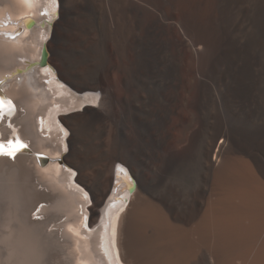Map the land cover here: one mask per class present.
<instances>
[{
    "label": "bare ground",
    "instance_id": "bare-ground-1",
    "mask_svg": "<svg viewBox=\"0 0 264 264\" xmlns=\"http://www.w3.org/2000/svg\"><path fill=\"white\" fill-rule=\"evenodd\" d=\"M122 1L130 24L174 50L162 78L138 70L126 45L107 54L104 39H85L73 0H0L12 121L52 156L61 120L63 158L78 171L33 152L0 158V264H264V0H181L187 42L165 29L173 0ZM58 4L51 32L41 11L54 16ZM184 45L201 46L202 72L183 71ZM44 48L76 93L44 81ZM54 103L62 109L47 112ZM46 112L48 137L37 123ZM121 191L126 199L108 205Z\"/></svg>",
    "mask_w": 264,
    "mask_h": 264
},
{
    "label": "rangeland",
    "instance_id": "rangeland-1",
    "mask_svg": "<svg viewBox=\"0 0 264 264\" xmlns=\"http://www.w3.org/2000/svg\"><path fill=\"white\" fill-rule=\"evenodd\" d=\"M73 2L78 13L77 22L79 24H84V26L88 30V37L85 39H104L105 52L107 54L112 53L119 43L121 45H126L132 51H135L137 54L141 55H138V70L149 73L157 79L162 78L172 68L170 64L172 62V55L174 53L172 47L170 45H168V47L162 45L156 33L154 31L152 32L146 30L143 24H141L140 26H133L132 24H130V15L128 14V12H126L124 8L127 5L124 3V1L73 0ZM180 2L181 0H173V5H171V8L173 10V18L168 19L165 22V29L170 39H183L184 42H187L184 31L186 30V28H188L189 20L182 7H180ZM55 13V20L52 21L50 25L46 22L47 28L51 32L60 17V7L58 9V12ZM49 39L50 34L48 39L46 40L48 41ZM198 49L188 45H184L182 49V57L184 59L182 69L184 72H188V74L190 75H196L202 72L205 68V60H203V53L201 52L203 50L200 45H198ZM200 53L202 54L200 55ZM198 56H201V58L198 59ZM105 77L107 79H113L114 74L111 72H107L105 74ZM185 84L188 85V88L191 87L190 81L185 80ZM73 92L76 93L75 91ZM221 96L224 95L221 94L218 97V101H220ZM90 104L92 106H96V103ZM62 161L64 163H60V165L64 166L65 164H67L65 158H63ZM63 168L65 169V167ZM127 169L130 174L129 167ZM92 205L89 206L88 209L91 208ZM90 214L91 213L89 210V215Z\"/></svg>",
    "mask_w": 264,
    "mask_h": 264
},
{
    "label": "snow or ice",
    "instance_id": "snow-or-ice-1",
    "mask_svg": "<svg viewBox=\"0 0 264 264\" xmlns=\"http://www.w3.org/2000/svg\"><path fill=\"white\" fill-rule=\"evenodd\" d=\"M10 101H5L3 97H0V119L12 111ZM27 148L26 144L16 140H9L7 142L0 141V156L8 157L10 159H15L18 152ZM121 171H124L122 168Z\"/></svg>",
    "mask_w": 264,
    "mask_h": 264
},
{
    "label": "water",
    "instance_id": "water-1",
    "mask_svg": "<svg viewBox=\"0 0 264 264\" xmlns=\"http://www.w3.org/2000/svg\"><path fill=\"white\" fill-rule=\"evenodd\" d=\"M47 59H48V52H47V50L44 48V49L42 50V54H41V64H42V65H46V64H48V63H47Z\"/></svg>",
    "mask_w": 264,
    "mask_h": 264
}]
</instances>
